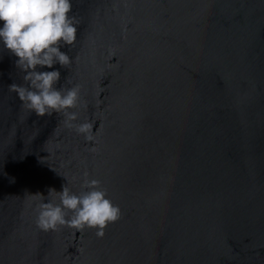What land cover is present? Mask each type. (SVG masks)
<instances>
[{"label":"water","instance_id":"1","mask_svg":"<svg viewBox=\"0 0 264 264\" xmlns=\"http://www.w3.org/2000/svg\"><path fill=\"white\" fill-rule=\"evenodd\" d=\"M72 2L73 62L54 67L96 139L23 107L0 46V264H264V0ZM85 174L120 218L39 229L37 193Z\"/></svg>","mask_w":264,"mask_h":264},{"label":"clouds","instance_id":"2","mask_svg":"<svg viewBox=\"0 0 264 264\" xmlns=\"http://www.w3.org/2000/svg\"><path fill=\"white\" fill-rule=\"evenodd\" d=\"M72 9V0H0V46L16 57V65L24 71L26 83L9 86L23 107L38 117L63 114L66 127L94 141L95 123L88 118L81 121L80 112L73 110L87 107L82 85L58 86L61 72L54 67L73 62L62 50L64 46L71 50L78 40L79 21ZM53 192L58 202L48 198ZM37 194L35 223L44 231L69 226L78 231L94 229L103 237L105 228L122 214L102 181L87 174L80 191L65 184L60 191L50 189L47 197Z\"/></svg>","mask_w":264,"mask_h":264}]
</instances>
